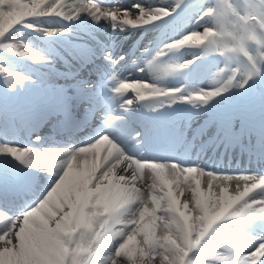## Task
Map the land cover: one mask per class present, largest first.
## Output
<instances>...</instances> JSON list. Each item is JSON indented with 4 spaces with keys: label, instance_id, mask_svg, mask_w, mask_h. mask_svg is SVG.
<instances>
[{
    "label": "snow or ice",
    "instance_id": "6c2138e0",
    "mask_svg": "<svg viewBox=\"0 0 264 264\" xmlns=\"http://www.w3.org/2000/svg\"><path fill=\"white\" fill-rule=\"evenodd\" d=\"M189 11L202 31L180 28ZM82 17L107 21L114 31L162 33L136 67L147 78L123 76L117 65L125 57L103 44L70 46L85 65L102 49L112 68L114 107L102 117L105 127L79 146L71 137L102 107L93 103L97 83L77 74L59 85L53 75L39 95L9 105L39 81L0 61V264H264V171L225 170L200 159L222 148L264 162V0H144L131 7L119 0H0V52L55 73L54 54L14 36L22 29L67 34L61 22ZM184 48L200 53L170 59ZM204 59L224 61L208 85L200 78L165 84L177 74L187 80L190 66ZM141 107L156 113L155 122L129 139L147 144V156L126 146L118 123L126 118L117 109ZM201 114L207 118L194 125ZM46 124L69 139H11L19 127ZM19 166L33 174L12 179ZM40 172L48 183L36 181Z\"/></svg>",
    "mask_w": 264,
    "mask_h": 264
},
{
    "label": "bare ground",
    "instance_id": "6f19581e",
    "mask_svg": "<svg viewBox=\"0 0 264 264\" xmlns=\"http://www.w3.org/2000/svg\"><path fill=\"white\" fill-rule=\"evenodd\" d=\"M70 2V0H69ZM105 4H113L116 0H103ZM144 0H141L143 3ZM163 2V0H161ZM170 2V0H169ZM119 3L123 7H131L132 4L137 3L132 0H119ZM191 18L189 17V22L182 21L179 22V26L183 28H189L191 26ZM41 23L44 27H59L60 23L47 22V20H42ZM64 27L69 29L67 34H58L56 36H46L43 33L33 32L27 29H22L18 31L14 38L17 40H24L27 44L32 47H36L45 52V54H54L53 64L55 67V73L50 72L49 69L45 67H39L30 65L27 62H21L17 64V58L6 56L4 53L0 52V61H3L6 66L12 64L13 66H18L26 71L37 70L40 72L41 78L45 79L47 82L53 75H55V82L60 78L59 69H61V64L63 63L58 55H66L68 60L76 66H80V63L77 62V58L67 53V51L62 47L70 48V41L79 42L81 44H90L93 47H97V43L103 44L106 47V50L110 51L114 57L124 56L125 59L121 62H125L130 56L131 53H135L136 59L142 56L143 49L150 47L154 50L156 42L160 40L162 29H145L144 31L137 32H120L114 31L111 25L107 21H100L98 23L93 22L91 18L84 19L83 17L80 20L67 22L62 21ZM196 23V21H195ZM203 30V29H202ZM151 42V43H150ZM133 50V52H132ZM97 51L103 53L102 49L97 48ZM197 51L195 48H184L180 50L181 55H183V61L191 60ZM121 65V63H120ZM119 66V65H117ZM77 68V67H75ZM139 76L144 75L147 78L146 74H140ZM149 79V78H148ZM212 79L205 81L207 84L210 83ZM205 84V83H204ZM203 84V86H205ZM2 86V85H0ZM109 103H112L111 100ZM205 114H201L194 121V125L203 123L206 119ZM209 131H212L211 129ZM220 150V149H219ZM219 150L217 152H212L211 150L203 153L200 157L201 161L204 163H211L213 165H225L229 163H234V160L237 156L238 149L233 150L229 155L222 154L219 159ZM240 166H247L248 164L245 160L241 159L240 155ZM42 172H40L41 174ZM36 175V174H35Z\"/></svg>",
    "mask_w": 264,
    "mask_h": 264
},
{
    "label": "rangeland",
    "instance_id": "374dc122",
    "mask_svg": "<svg viewBox=\"0 0 264 264\" xmlns=\"http://www.w3.org/2000/svg\"><path fill=\"white\" fill-rule=\"evenodd\" d=\"M132 1L136 2L137 0H132ZM138 1L141 2V0H138ZM203 27H204V25L199 26L200 31H202Z\"/></svg>",
    "mask_w": 264,
    "mask_h": 264
}]
</instances>
